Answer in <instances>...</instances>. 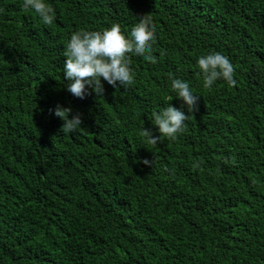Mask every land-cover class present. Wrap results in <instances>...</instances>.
I'll return each instance as SVG.
<instances>
[{
    "label": "trees",
    "instance_id": "1",
    "mask_svg": "<svg viewBox=\"0 0 264 264\" xmlns=\"http://www.w3.org/2000/svg\"><path fill=\"white\" fill-rule=\"evenodd\" d=\"M48 2L51 25L0 0V264H264V0ZM143 15L155 64L130 53V86L65 90L73 31L130 36ZM209 52L229 58L234 85L203 87ZM170 74L198 96L190 113ZM168 103L185 130L146 144L141 128L158 136L151 113ZM57 105L82 127L61 133Z\"/></svg>",
    "mask_w": 264,
    "mask_h": 264
},
{
    "label": "clouds",
    "instance_id": "2",
    "mask_svg": "<svg viewBox=\"0 0 264 264\" xmlns=\"http://www.w3.org/2000/svg\"><path fill=\"white\" fill-rule=\"evenodd\" d=\"M22 10H32L44 25H51L55 19V10L48 0H22ZM155 43V27L149 16L143 15L131 28L130 36L122 33L120 25L113 23L102 30L78 29L70 34L63 55V80L67 92L83 99L89 93L103 96L105 92L102 80L114 88H126L134 81L130 68L129 54L141 57L149 64L157 62L152 54ZM199 74L203 77V87H211L218 79L229 86L236 83L234 68L229 58L220 52H209L196 59ZM171 98L182 101L189 113L196 106L198 96L189 83L179 77L169 75ZM61 121L60 132L69 134L82 127V114L72 112L69 107L57 105L51 110ZM71 113V116H70ZM185 115L180 108L170 103L151 113V124L156 126L159 135H153L151 128H141L139 135L148 145H155L162 137L176 139L185 130ZM144 165L152 161L143 160Z\"/></svg>",
    "mask_w": 264,
    "mask_h": 264
}]
</instances>
